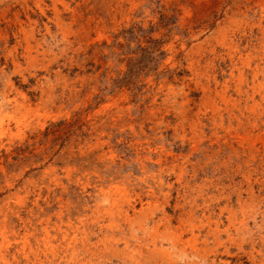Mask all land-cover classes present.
Instances as JSON below:
<instances>
[{"label":"rangeland","instance_id":"1","mask_svg":"<svg viewBox=\"0 0 264 264\" xmlns=\"http://www.w3.org/2000/svg\"><path fill=\"white\" fill-rule=\"evenodd\" d=\"M263 31L264 0H0L5 257L59 197L123 230L95 264H264Z\"/></svg>","mask_w":264,"mask_h":264},{"label":"bare ground","instance_id":"2","mask_svg":"<svg viewBox=\"0 0 264 264\" xmlns=\"http://www.w3.org/2000/svg\"><path fill=\"white\" fill-rule=\"evenodd\" d=\"M260 18V17H259ZM259 25V24H258ZM264 36V31L262 32ZM232 42L231 41H227L225 42L226 47L228 45H231ZM262 45H264V40L261 43ZM232 46V45H231ZM231 48V47H229ZM234 48V47H233ZM235 50V48H234ZM247 51V50H246ZM236 52V50H235ZM248 56V55H247ZM251 59V58H250ZM247 62V61H245ZM259 64V63H258ZM248 65V64H246ZM235 66V65H234ZM233 66V67H234ZM257 66V65H256ZM255 66V67H256ZM235 68V67H234ZM249 68V67H248ZM258 68V67H257ZM232 69V67H231ZM252 69V68H251ZM254 73H252V78L256 77V71L257 69L254 68ZM253 72V71H252ZM235 73V72H234ZM242 73V72H241ZM212 75V74H211ZM238 75V74H237ZM242 75V74H241ZM215 77V76H214ZM235 78V76H234ZM211 79V78H210ZM230 79V78H229ZM232 79V78H231ZM242 79V78H241ZM208 80V79H207ZM236 80V79H235ZM238 80V79H237ZM236 80V81H237ZM213 81L215 82V78H213ZM229 81V80H228ZM209 82V81H208ZM212 82V83H214ZM224 83V82H223ZM255 84V83H254ZM208 85V84H207ZM206 85V86H207ZM257 85L260 86V89L264 92V81L261 82V80H259V82L257 83ZM216 86V85H215ZM225 86V85H224ZM226 87V86H225ZM253 87V86H252ZM257 87V86H256ZM208 87H205L202 89V92H204V94H206L208 92ZM236 89H238L236 91L237 96L239 94V96L235 99H231L225 91H221V93H217L218 96L220 98H222L224 101H226V103L233 107V105L236 106L235 102H239L240 101V96H241V89L239 87H237ZM247 89V88H246ZM258 89V88H257ZM211 90V89H210ZM221 90V89H220ZM226 90V89H225ZM254 90V89H253ZM216 91V90H215ZM214 91V92H215ZM246 91V90H244ZM217 92V91H216ZM262 93V92H261ZM264 94V93H263ZM261 94V95H263ZM167 97V96H166ZM252 97V96H251ZM264 97V95H263ZM243 98V97H242ZM247 99V98H246ZM253 99V98H251ZM246 101V100H245ZM254 102V101H253ZM258 102V101H256ZM255 102V103H256ZM204 103H214L213 100L208 96H206V98L204 99ZM260 103V101H259ZM212 105V104H211ZM214 105V104H213ZM248 105V104H247ZM256 105V104H255ZM260 105V104H259ZM254 106V105H253ZM199 107V106H198ZM263 107V106H262ZM244 108V107H243ZM229 109H231L229 107ZM263 109V108H262ZM198 110V109H197ZM255 112V111H254ZM213 113H217L216 111H214ZM204 114V113H203ZM196 116H200V112L195 114ZM233 115V114H232ZM204 116V115H203ZM208 118V117H207ZM214 121L217 122L218 121H222L223 118L221 117L220 114H216V118L211 117ZM233 118L236 119V121L239 122V118L237 116H233ZM184 119V118H183ZM209 119V118H208ZM255 119V118H254ZM197 121V120H196ZM253 122V121H252ZM193 123V121H192ZM198 123L200 124V126L202 127V123L200 122V120H198ZM196 123V124H198ZM218 123V122H217ZM215 123V124H217ZM195 124V123H193ZM252 125V124H251ZM258 125V124H256ZM228 126V125H227ZM253 126V125H252ZM241 128V126H238L236 131H239V129ZM243 128V127H242ZM254 129H250L249 133H253ZM200 130V129H199ZM241 131H245V129L241 130ZM201 132V131H200ZM235 133V132H234ZM261 133L258 134V136H260ZM257 138V137H256ZM264 139V138H263ZM237 140V139H236ZM242 140V139H241ZM264 141V140H262ZM228 142V141H227ZM239 143V142H238ZM241 143V142H240ZM252 143V142H251ZM253 144V143H252ZM212 145V144H211ZM210 145V146H211ZM221 145V144H220ZM220 145H218L219 148ZM214 146V145H213ZM222 146V145H221ZM241 146V145H240ZM249 150H253L254 149V144L253 147L252 146H248ZM256 149V148H255ZM219 150L215 149V151L213 152V156L219 154ZM256 153V152H255ZM184 158V157H183ZM169 159V158H168ZM169 161V160H168ZM157 164L160 165L161 164V160L157 161ZM167 164V163H166ZM172 164V161H171ZM170 164H168L169 167ZM180 165V164H179ZM68 167V166H67ZM168 167H165V169ZM189 175V174H188ZM158 177V176H157ZM123 187V186H122ZM111 189V188H110ZM118 189V188H117ZM186 189V188H185ZM65 190V189H64ZM120 190V189H119ZM102 191V190H101ZM109 192V191H108ZM120 193V191H119ZM64 194V193H63ZM115 194V193H114ZM236 196V195H235ZM114 198V197H113ZM63 199V198H62ZM61 198L58 197V202H59V209L58 211H55L53 213H48L45 210H42L40 214L37 215L34 223H37L39 225H35V226H31L30 227V231H24V234L20 237H18L17 239L21 238L22 241L14 239V243L16 244L14 251L8 252L9 256L5 257L4 252L8 251L9 248H11V243H9V241H6V243H9L7 245L4 246L3 250L0 251V264H95V260L96 259H100L99 262L101 263L103 260H108L110 261V259L112 258L111 256H117V254L119 255L117 249H116V245L118 246L117 241H119L120 239L115 237L114 232L117 230H121V228H119V224H115L113 222V220L109 221L110 224H106L103 223L101 224V222H104V220L101 219L100 216L95 217L94 219H90L87 220V216L84 217V219L82 218V214H80V211H75V214L72 213V211L69 209V205L68 202L66 204L63 203V200ZM108 199V198H107ZM110 200V199H109ZM126 200V198L122 199L121 201ZM71 202V201H70ZM112 202V200H111ZM127 203V201H125ZM124 202V203H125ZM83 205V204H82ZM128 205L131 209H134V206L131 205L129 203L128 200ZM74 206V205H73ZM89 206V205H88ZM87 207V206H86ZM117 207V206H116ZM73 208V207H72ZM88 208V207H87ZM78 209V208H77ZM75 210V209H74ZM125 211V210H124ZM133 211V210H132ZM125 215H127V212H124ZM135 213V212H133ZM16 214V213H15ZM84 214V213H83ZM98 214V213H97ZM141 214V213H140ZM21 216V215H20ZM97 216V215H96ZM148 216V215H146ZM52 218H54V220H52ZM17 220L19 221L20 219L17 217ZM131 220V219H130ZM146 221V220H145ZM144 221V222H145ZM11 222V221H10ZM142 222V221H141ZM140 222V223H141ZM91 223H98V229L102 232L103 229H106L105 233L107 234H102L104 235L102 238H100L99 242V246H102L103 248L101 250H99V253L97 248H92V246L94 244H91L90 240L92 239V235L93 234V229H91L90 227L92 225H89ZM168 223V222H167ZM169 224V223H168ZM169 226V225H168ZM40 227V228H38ZM64 227L67 228L68 230H71L75 233H73L72 237H68L67 233L64 230ZM9 228V227H8ZM12 228H15V226L13 225V223L11 222L10 228L9 230H13ZM6 229V228H5ZM144 229V228H143ZM154 229V228H153ZM98 231V232H100ZM123 231V230H121ZM6 232L5 230H2V233ZM41 232L45 233V240L48 239L46 242L49 243V241L53 244H51V247L48 251H46L44 248H41V244L39 243V235ZM100 232V233H101ZM65 233L62 237H59V234H63ZM97 233V232H96ZM15 234V232L13 233ZM12 234V235H13ZM123 234V233H122ZM121 234V237H122ZM15 237V235H13ZM42 236V235H41ZM44 236V235H43ZM97 236V235H96ZM43 238V237H42ZM138 238V237H137ZM124 239V238H123ZM6 240V239H5ZM172 240V238H171ZM170 240V241H171ZM20 241V243H18ZM65 241V242H63ZM175 241V240H174ZM173 241V242H174ZM178 241V240H177ZM196 241V240H195ZM98 242V243H99ZM120 242V241H119ZM43 243V242H42ZM64 243V244H63ZM135 243V242H133ZM20 244L21 246L18 248L17 245ZM47 244V243H46ZM123 249L124 250H128V242L126 239L123 240ZM80 245V246H79ZM114 245V246H112ZM81 250H79V248ZM130 246V245H129ZM137 246V245H136ZM135 247V246H133ZM141 247V245H140ZM48 248V247H47ZM134 249V248H133ZM79 250V251H78ZM108 251L107 253L109 255H106L105 253L102 254L100 252L103 251ZM155 250V249H154ZM133 251V250H132ZM131 251V252H132ZM136 251V250H135ZM141 251V250H140ZM150 251V250H149ZM11 253V254H10ZM128 253V252H127ZM133 253V252H132ZM132 253L130 255H128V258H131ZM142 253V252H141ZM98 254L100 256H98ZM140 254V253H139ZM138 254V255H139ZM145 254V253H144ZM151 255V254H150ZM123 256V255H122ZM127 256V255H126ZM168 256V255H167ZM118 257V256H117ZM121 257V256H120ZM152 257V256H151ZM183 257V256H182ZM134 258V257H133ZM179 258V257H178ZM138 259V258H137ZM162 259V258H161ZM140 259H138L139 261ZM143 261V260H142ZM194 261V260H193ZM136 262V259H135ZM139 263V262H138ZM136 264V263H134Z\"/></svg>","mask_w":264,"mask_h":264}]
</instances>
